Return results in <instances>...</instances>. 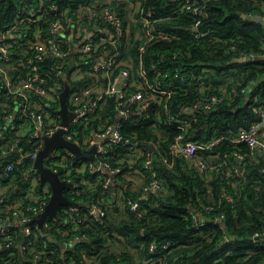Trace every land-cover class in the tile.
I'll use <instances>...</instances> for the list:
<instances>
[{
  "label": "trees",
  "instance_id": "16d2710c",
  "mask_svg": "<svg viewBox=\"0 0 264 264\" xmlns=\"http://www.w3.org/2000/svg\"><path fill=\"white\" fill-rule=\"evenodd\" d=\"M94 1L0 0V30L22 15L25 6L46 8L52 2L57 5L56 10L43 13L40 21L22 25L30 27L29 32L37 25L41 37L50 42L53 36L49 33V24L62 16L63 9H68L71 15L78 6ZM199 1L203 5L202 13L193 15L174 13L173 0H141L143 9L150 11L157 20V28L178 34L171 40L150 44L143 54L145 67L149 70L155 65L161 70L167 69L169 74L175 69L180 72L189 70L195 76L189 84L175 81L176 88L169 100V107L153 100L140 111L139 121L132 122L117 115L116 100L109 98L79 124V133L88 134L120 119L124 135L157 142V148L152 151L153 165L164 189L139 198L138 210L132 211L128 205L114 210L106 203L113 199L111 185L107 189L102 186L106 175L92 172L87 164L84 165L89 159L75 162L71 170L75 187L65 188L64 194L68 199L74 198L77 203L74 214L81 222L75 221V231L87 237L67 247L64 254L67 257L62 259L59 255L53 264H69L72 260L75 264H146V261L148 264H264V245L253 243L251 239L253 233L264 227V154L257 152L251 155L246 142L233 143L229 139H223L210 151L198 150L190 159L181 154L174 157L168 154L170 144L182 131L167 121V114L180 112L185 117L187 107L202 96L201 91L222 93L225 86H236L233 99L223 101L213 109L198 111L197 119L183 131L184 140L202 143L214 136L235 137L258 119L253 107L254 100L264 109V26L241 16L245 13L263 17L264 0ZM116 9L122 16L131 13L130 8L121 3H117ZM196 21L199 23L198 29L207 31L208 35L194 37L191 34ZM137 28L138 22L131 30L128 37L131 44L127 47L134 58L135 67L138 63ZM62 33L66 36L69 34L65 31ZM13 51L14 58L33 54L32 49L27 55L17 49ZM240 56H245L246 60L234 61ZM68 57H72V52ZM51 60V57H44L38 64L40 68L53 72L50 69ZM64 69L70 83L68 65ZM21 71L22 68L18 66L10 70L12 83H15ZM245 86L246 91H242ZM20 101L19 96L7 93L5 88L0 87V129L6 134V139L14 135L19 127L16 106ZM4 110L10 114L8 120ZM107 117L110 121L105 123ZM20 143L32 145L27 135L21 138ZM215 153L217 157H212ZM236 153L243 155L240 165L246 169V177H231L229 183L224 175L225 165L203 177L194 162L195 158H200L211 165L230 164L235 162ZM107 155L106 159L113 166L125 158L122 161L123 171L130 170L124 146L114 145ZM15 158V152L8 156L0 153V163ZM142 160L141 156H137L133 166L143 172L146 181L148 174L142 167ZM24 166L25 163L16 166L15 181L19 186L25 184L22 173ZM120 176L116 178L119 180ZM11 192L13 195L17 193L16 190ZM225 192L231 194L230 200L224 198ZM124 194L138 198L141 190H127ZM93 201L105 211L101 218H95L90 212ZM208 205L213 208L205 210ZM190 208L203 212L207 220L204 225L195 226L188 213ZM220 214H223L221 222L211 221ZM9 216L0 212V220ZM59 239L64 240L65 236H59Z\"/></svg>",
  "mask_w": 264,
  "mask_h": 264
},
{
  "label": "built area",
  "instance_id": "2783aa9c",
  "mask_svg": "<svg viewBox=\"0 0 264 264\" xmlns=\"http://www.w3.org/2000/svg\"><path fill=\"white\" fill-rule=\"evenodd\" d=\"M173 1L174 13L186 12L193 15L202 13L203 5L199 0ZM117 3L130 8L131 13L127 16L120 15L116 9ZM56 9L57 5L52 2L47 4L46 8L25 6L22 15L0 30V87L5 88L7 93L21 98L16 106L20 124L14 135H9L6 139V134L0 129V153L3 156L16 153L14 160L0 163V212L10 215L0 220V264H53L55 257L58 258L60 255L64 259L67 256L64 255L65 251H61L58 245L49 240V236L57 239L59 236H65L62 241L67 244L87 237L84 233L77 234L75 231L77 229L75 221L81 222L74 214L77 205L61 207L57 215L46 216L41 225L37 221H32L44 211L51 195L48 184L39 180L34 160L43 146V138L52 135L61 127L58 101L65 85H69L67 104L72 117L65 127L64 137L85 149L96 145L94 158L84 165L87 164L92 172L106 175L102 184L104 189L109 188L112 177L128 172L123 171L122 167L125 158L114 166L106 159L114 145L126 148L129 167H132L137 156L143 158L142 167L148 176L140 189V196L127 197L123 192L112 199L109 205L114 210H120L128 205L130 210L135 211L139 207V198H146L150 192L159 193L164 189L153 165L152 151L157 148V142L140 139L135 135H124L120 119L88 134L79 133V124L83 120L86 121L90 113L100 108L109 98H115L119 117L138 122L140 111L153 100L164 107H169V100L176 88V80L189 84L195 77L189 70L180 72L175 69L169 74L167 69L161 70L155 65L149 69L153 74L150 77V72L144 65L143 54L146 48L156 41L171 40L178 34L157 28V20L152 17L150 11L143 9L141 0H95L78 6L71 15L68 14V9H63L62 16L49 24V33L53 36L50 42L41 37V30L37 25L32 32L28 31L30 27L22 26L26 22L40 21L43 19V13ZM136 22H138L137 67L134 66V58L127 48L131 44L128 37ZM198 24L196 21L192 25L191 34L194 37L208 35L207 31L198 29ZM62 31L68 32V36ZM13 49L23 52L24 55L32 49L33 54L29 57L14 58ZM71 52L72 57L69 58ZM44 57L52 58L50 69H53V72L40 68L38 63L43 61ZM66 65L70 69V83L64 69ZM16 66L21 67L22 71L15 83H12L9 73ZM248 87L250 88V85ZM246 89L247 86L241 90ZM201 92L202 96L191 107H187L188 113L185 117L180 112L167 114V121L182 131L169 146L170 156L181 154L190 159L198 150H212L223 139H229L233 143L246 142L251 155L257 152L264 154V109L258 106L255 100L253 107L258 119L248 128L241 130L237 136H214L202 143L191 139L184 140L183 131L197 119L198 111L213 109L223 101L233 99L236 95V86H225L222 93ZM4 112L8 120L10 114L7 110ZM107 121L110 119L108 118L105 123ZM26 135L31 139L32 145L25 146L20 143L21 138ZM217 155L215 153L212 157ZM242 157V154L236 153L235 160L239 159V162L230 164L211 165L200 158H195L194 162L203 177L225 165L224 175L229 183L231 177L242 179L246 177V169L240 165ZM79 161L71 151L57 147L45 157L44 164L59 172L62 178L69 182L68 189H72L75 184L72 182L71 170L75 162ZM23 163L25 184L19 186L15 181V170L17 165ZM262 170L264 171V167ZM14 190L17 191L16 195L11 192ZM223 196L227 200L232 197L229 192H225ZM70 200L74 201V198ZM212 208V205H208L205 210ZM90 212L95 218L105 215V211L94 201L91 203ZM188 213L196 227L204 225L207 221L203 212L197 208H190ZM222 218L223 214L216 215L211 221L221 222ZM251 239L253 243L264 245V227L261 231L253 233ZM69 264L75 262L72 260Z\"/></svg>",
  "mask_w": 264,
  "mask_h": 264
},
{
  "label": "water",
  "instance_id": "95a60500",
  "mask_svg": "<svg viewBox=\"0 0 264 264\" xmlns=\"http://www.w3.org/2000/svg\"><path fill=\"white\" fill-rule=\"evenodd\" d=\"M246 19L260 22L264 26V18L258 14H245L242 13ZM245 56H240L234 58V61L242 62L245 61ZM69 92V85H65L63 90L60 93L59 103L60 109L58 113L61 117V127L57 129L52 135L45 136L43 138V146L38 151L37 156L34 160V165L38 170L39 180L41 183L48 184L51 195L45 206L44 211L35 217L32 221H37L40 225L42 224L44 218L48 215H57L60 207L73 205L76 206L77 203L73 200H70L64 194L65 188H69L70 184L68 181L62 178L61 174L57 171L52 170L50 167L44 164L45 157L53 150L54 148L61 147L71 151L74 156L79 159H89L94 158L96 151V145L93 144L88 149L82 148L79 144L68 140L64 137L65 127L69 124L72 117L71 111L68 108L67 96ZM152 149L151 146H149ZM237 163L239 159L235 160ZM49 240L52 243H55L61 248V251H65L67 247L71 244H75L78 241H73L71 244H67L60 239L49 236Z\"/></svg>",
  "mask_w": 264,
  "mask_h": 264
},
{
  "label": "crops",
  "instance_id": "0c3cea01",
  "mask_svg": "<svg viewBox=\"0 0 264 264\" xmlns=\"http://www.w3.org/2000/svg\"><path fill=\"white\" fill-rule=\"evenodd\" d=\"M196 164V163H195ZM114 176L111 180V192L112 198L115 199L118 194H122L124 191L136 192L141 189L143 183L145 182V177L143 172L139 170L138 167L133 166L128 170L125 175H121L119 180ZM116 178V180H115ZM112 200L106 201L108 205ZM61 208V207H60Z\"/></svg>",
  "mask_w": 264,
  "mask_h": 264
}]
</instances>
